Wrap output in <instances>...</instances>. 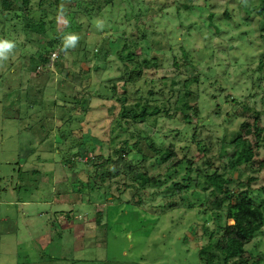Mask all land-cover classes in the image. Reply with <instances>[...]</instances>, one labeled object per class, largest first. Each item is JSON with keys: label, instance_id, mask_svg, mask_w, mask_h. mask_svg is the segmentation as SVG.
Wrapping results in <instances>:
<instances>
[{"label": "rangeland", "instance_id": "rangeland-1", "mask_svg": "<svg viewBox=\"0 0 264 264\" xmlns=\"http://www.w3.org/2000/svg\"><path fill=\"white\" fill-rule=\"evenodd\" d=\"M36 2L30 17L52 19L56 27L66 26L69 32L65 36L77 34L81 39L85 34L94 53L104 41L109 53L107 62L99 56L79 63L75 52L80 47L78 42L61 58L54 49L57 66L50 61L46 68L31 72L27 70L30 53L21 51L18 44L9 59L0 63V264H201L198 249L208 241L204 226L220 236L225 218L223 213L203 214L201 189L183 180L187 161L195 160V166L203 168L209 158L210 166H217L221 142H229L234 132L241 131L255 155L253 165L239 166L237 178L253 177L250 196H257L255 203L264 201V166H258L264 161V140L256 143L253 134L240 129L239 124L256 121L264 137V15L251 8L259 0H139L132 8L117 0H97L101 12L91 19L97 30L84 27L81 31L68 28L65 14L66 24L59 22L53 11L39 10ZM141 4L151 7L147 18L153 19L147 26V21L132 16V9ZM76 18L82 22L85 15L80 13ZM96 20L102 22V29L96 27ZM1 27L0 21V39ZM143 29L147 40L139 45L142 49L130 46L132 54L150 46L159 60L165 55L159 63L161 69L147 72L148 78L164 76L170 83V78L179 74L174 87L178 89L188 78V62L194 64L199 80L189 83V88L199 95V115L193 116L188 126L180 118H158L154 143L160 147L172 144L177 159H182L170 170L163 162L143 161L128 148L121 151L137 170L146 169L151 176L161 174L160 182L131 193L133 185L125 186L130 181L123 174L110 181L104 173L100 186L89 160L95 137L101 142L99 161L109 156L110 164H118L121 171L128 164L114 151L126 139L133 143L129 137L133 125L118 121L121 103L117 97L124 91L128 105L138 96L147 97L152 88V94L159 90L165 93L153 96L151 105H160L169 94V86L159 81L150 85L149 79L122 86L123 43L125 38L137 39ZM48 34L53 40V32ZM10 38L18 43L24 40L22 33H12ZM168 41L173 45L171 52L166 50ZM30 44L34 52L36 44ZM174 56L178 67L172 65ZM47 67L51 68L49 77L42 73ZM45 80L39 95L45 100L43 107L30 108L26 88H37ZM114 81L115 94L98 95L100 85L111 89ZM88 96L89 102L83 103L82 98ZM71 97L80 99L73 102ZM48 100L69 104L53 109ZM81 109L83 113H79ZM43 123L45 129L40 127ZM81 140L88 142L79 148ZM205 143L206 154L200 150ZM77 148L87 152L81 159L73 157ZM224 150L231 155L228 146ZM67 158L75 164L66 163ZM76 177L80 181L74 182ZM208 181L212 187L224 185L222 175H209ZM173 182L185 188L178 189ZM231 185L235 188V182ZM116 188L123 191L122 200L117 199ZM168 200L173 202L170 208L163 205ZM244 255L249 262L264 260V232L245 245Z\"/></svg>", "mask_w": 264, "mask_h": 264}, {"label": "trees", "instance_id": "trees-1", "mask_svg": "<svg viewBox=\"0 0 264 264\" xmlns=\"http://www.w3.org/2000/svg\"><path fill=\"white\" fill-rule=\"evenodd\" d=\"M34 1L35 0H0L2 39L13 40L10 38L12 33L23 34V41H19V43L15 40L13 41L16 43V45L20 44L21 51L30 53L29 57L32 59L30 66L27 67V70L31 72L38 71L39 68H46V65L50 63V57L55 48H57L60 52L59 57L61 58V56H63V53L65 52L60 51V49L65 36L64 34H66L67 31L65 30L66 26L56 27L54 24L55 21L52 19L45 21L43 18L35 19L30 17L29 11L34 6ZM107 2L114 3L115 0H107ZM117 2L120 4H128V6L131 8L135 6L134 4L136 2L139 4V0H117ZM45 4L48 5L47 8H44ZM36 5L41 11H53L56 15H59L61 7H65L63 14L67 16L68 28H72L74 31H81L84 27L85 29L93 27L94 30H97L91 20L93 17L100 15L101 12L100 7L97 5V0H37ZM251 8L254 9L256 14L264 15V0H259V3L256 5V7ZM148 9H151L150 5L141 4L140 7L134 10L132 9V16L137 19H141L142 21H147V26L149 25L148 21L153 19L152 16H149L148 20ZM80 13L85 15V20L82 22L76 21V16H78ZM49 30L53 32V40L48 34ZM120 35L122 36V34ZM85 37L86 35L84 34V36L78 41L80 47L75 51L78 54L77 61H79V63H87L93 58L103 56L104 61L106 60L107 62V55L109 52L107 48L104 49V41H100V43H98V48H95L97 53H94L89 50L87 45L90 42L88 39H85ZM146 38L147 34L145 29L140 32L139 37L135 40H132V38H125L122 51H125L126 53L125 55L120 54L122 61V86L128 82L135 83L139 79H143L144 82L149 79L150 85H152V83L155 81H159L163 85L169 86V94L160 105H151V103H153L151 99H153L152 97L155 95H163L165 93L164 90H159L160 92L155 91L152 94V88L150 89V94H148L147 97L143 98L142 96H138L133 105H128L126 103L127 96L125 91L120 97H117V100L121 103L120 110L118 112V121L120 123L121 120H124L125 122H129L133 125L129 134V137L133 139V143L128 144V140L126 139L122 142L121 147L115 149L114 151L119 153L118 156L121 162H127L125 159V153H122L121 151L128 148L129 150L134 151L135 154L140 155V158L143 161H146L147 159H153V161L157 164L163 162L167 165V169L170 170V168L175 167L174 165L182 163V159H177V154L172 144L166 147H160L154 143L152 137L155 133H157L155 130L160 115L165 116V118L170 120L180 118L185 126L192 124L191 118L193 116L198 117L199 107L197 100L199 99V95L198 93H194L190 90L189 83L197 82L199 80V75L195 73L194 64H192L190 61L188 62L186 70L188 78L180 84L178 89H175L174 87L179 83L177 81L179 74H175L172 78H170V83L167 82V78L164 76H158L157 79H154L153 77L148 78L146 76L147 72L161 69V65L159 63L165 58V55L163 54L159 60L155 50H153L150 46H147L144 51L141 50L142 52L140 51L141 53L139 54H132L130 46L141 48L139 45H141L143 41H146ZM105 41L108 40L105 39ZM31 42L36 44L34 52L30 44ZM167 45H169V47L166 48V50L171 52L173 50V45L170 43V41L167 42ZM181 50L182 55L187 60V54L182 46ZM55 60L56 58L52 63L54 67L58 64L57 62L55 63ZM172 60V65L178 67L175 56L172 58ZM50 69L51 68H48V70L46 69L43 71V75L46 77L51 76L52 73ZM93 70L97 71L98 66L94 65ZM2 75L3 74L0 75V78H2ZM108 82H110V80ZM45 83H47L46 80L41 83L42 86L38 85L37 88L28 86L26 88V103L30 105V108H34L36 106V108L39 109L43 107L45 100L39 95H41ZM116 83L117 82L114 81L112 84H110L111 89H108L109 86L100 85L96 92L98 95H102L103 93L107 92H113L115 94ZM71 99H73V102H77V100L80 98L78 99V97H71ZM82 99V102L86 103L89 102L91 97H86V100L84 98ZM48 102L52 105L53 109L56 107H65L68 106L67 104H69L66 102H59V100H48ZM32 105L33 107H31ZM176 106H178V108ZM81 112L82 109L79 110V113ZM39 120L42 121V117H40ZM43 124H40L41 129H45V123ZM239 124L240 129H244L245 132L253 134L256 143L264 140V137L261 135L262 129L256 123V121L251 125L249 122H241ZM137 125H141V127L136 128ZM181 131L182 130H179V132ZM62 138L63 137H61V139ZM82 141L83 140H81L78 144L79 148L83 147V145L88 142ZM91 143L90 151H92L93 156L89 160V163L93 168V177L96 179V181H99V183H97L100 186L103 185L105 180L103 176L104 173L107 175V178L110 179V181L123 174L130 181V184H125V186L127 187V185H133L131 193H135L140 189L151 186L153 183L160 182V173H158L156 176H151L148 174L146 169L137 170L136 167H133V165H130L128 162V164L123 165V170L121 171L118 167V164H110V159L108 158L109 156L107 157L106 161H99L101 158V142L97 138L93 137ZM207 143L203 144V148L200 147V150L204 149L205 154L208 150ZM221 143L222 152L219 154L220 163L217 166H210L211 163L209 158H207V160L204 162L205 166L203 168L195 166V160H188L187 173L183 178L184 181H187L188 183L190 182L193 186L199 187L201 189L203 194V214L207 215L209 213H223L225 218L224 229L220 236H216L215 231L208 232L204 226V232L206 234L208 233V241L204 246L198 249L199 260L201 264H264V260H262V258L249 262L247 259L248 257L244 255L245 245L252 241L257 234L264 232V201H261L259 204L255 203L253 200L257 199V196H250V182L254 180L253 177H247L244 180H239L237 178L239 166H249L254 164L255 151L251 146L250 141L244 137L239 130L232 134L229 142ZM226 146L229 147L231 155L225 153L224 147ZM86 154L87 152L84 149L78 150L77 148L73 157H79L81 159ZM65 162H71L72 165L75 164L71 158H67ZM258 166H264V161H259ZM73 168H75V165ZM73 170L74 169H72V171ZM98 171H100L99 174L97 173ZM192 172H194V174L193 176H190ZM209 175L213 177L222 175L224 185L212 187L208 181ZM77 181L80 180L76 177L74 182ZM88 181L91 183L90 178ZM233 182H235V188H233L231 185ZM109 185L110 184L107 185L108 189L110 187ZM172 185L174 187H178V189L185 188L181 184H178V182H173ZM242 186L245 187L241 189L240 187ZM116 191L118 192L117 199L122 200L123 191L120 188H116ZM195 194H198V192ZM163 205L170 208L173 205V202L168 200ZM95 221L97 224H100L98 218H96Z\"/></svg>", "mask_w": 264, "mask_h": 264}, {"label": "clouds", "instance_id": "clouds-1", "mask_svg": "<svg viewBox=\"0 0 264 264\" xmlns=\"http://www.w3.org/2000/svg\"><path fill=\"white\" fill-rule=\"evenodd\" d=\"M59 22L67 23V20L63 16V7L60 9V14L57 17ZM97 28L102 29L103 25L100 20L94 21ZM80 37L77 34H68L64 36L62 41V47L60 51L66 52L69 48H74ZM16 48V43L10 39H0V63L7 61L9 59V55ZM56 54L53 53V58H55Z\"/></svg>", "mask_w": 264, "mask_h": 264}, {"label": "built area", "instance_id": "built-area-1", "mask_svg": "<svg viewBox=\"0 0 264 264\" xmlns=\"http://www.w3.org/2000/svg\"><path fill=\"white\" fill-rule=\"evenodd\" d=\"M53 53H55V52H52V56H51V58H50V61L52 62L55 58H53Z\"/></svg>", "mask_w": 264, "mask_h": 264}]
</instances>
